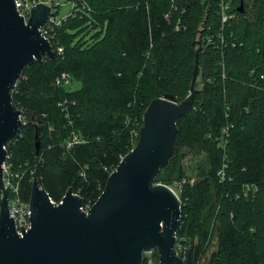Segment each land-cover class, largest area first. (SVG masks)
I'll list each match as a JSON object with an SVG mask.
<instances>
[{"label": "trees", "instance_id": "16d2710c", "mask_svg": "<svg viewBox=\"0 0 264 264\" xmlns=\"http://www.w3.org/2000/svg\"><path fill=\"white\" fill-rule=\"evenodd\" d=\"M69 1L72 14L51 31L54 59L28 63L12 91L25 122L6 154L22 197L35 172L53 202L71 187L94 203L135 146L149 103L189 94L201 46L191 108L150 187L182 183L175 247H189L191 263L264 264V0H228L234 16L224 24L219 0ZM62 74L79 87L57 83Z\"/></svg>", "mask_w": 264, "mask_h": 264}, {"label": "water", "instance_id": "95a60500", "mask_svg": "<svg viewBox=\"0 0 264 264\" xmlns=\"http://www.w3.org/2000/svg\"><path fill=\"white\" fill-rule=\"evenodd\" d=\"M237 11L243 12L242 2ZM30 13L25 24L14 0H0V264H142L143 254L153 249L158 252V264H191L189 247L185 261L174 250L179 197L168 185L150 187V183L171 153L177 118L191 108L201 46L195 51L189 94L180 103L169 96L149 103L135 146L109 175L87 213L80 210L81 198L71 187L61 203H52L33 172L31 227L25 232L21 225V236L15 231L1 167L7 143L19 136L23 125L22 112L11 102L12 91L28 63L54 56L38 31L49 7L35 4ZM261 59L264 67V36ZM38 145L36 131L37 149ZM193 264H198L196 258Z\"/></svg>", "mask_w": 264, "mask_h": 264}, {"label": "built area", "instance_id": "2783aa9c", "mask_svg": "<svg viewBox=\"0 0 264 264\" xmlns=\"http://www.w3.org/2000/svg\"><path fill=\"white\" fill-rule=\"evenodd\" d=\"M73 7L75 6V3L71 1ZM44 4L49 7V14L47 16V19L39 26L38 31L40 30V34L44 39H46L49 44L51 40V31L53 30L55 25H59L62 20H64L66 17L72 14V9L70 13L60 20H56L55 13L57 12L58 4H55L53 0H14V4L16 7V11L19 16H22L24 23L26 24L30 17V8L32 6H35V4ZM218 14L221 20V23L224 24L228 22L231 18H233V14L230 12V3L228 0H219V10ZM214 35L208 37V41L213 42ZM221 42L224 41V37L221 34ZM61 48H58V51H60ZM70 76L68 74H62L59 79H57V83L61 84H69L70 83ZM20 119L22 123L25 122V119L22 114H20ZM228 126H225L221 129V136L224 137L227 135L228 132ZM79 141L76 135H73V137L67 141L66 145L67 147L71 146L73 143ZM132 150V149H131ZM130 150V151H131ZM8 156L6 154V161L2 164V182L3 187L7 193V203L9 207V212L11 217L13 218L15 231L19 236L22 235L20 226L24 228V231L26 232L27 229L31 227L30 220L28 217H30V203L29 199H24L20 193V179H21V173L18 171H13L10 167V164L7 162ZM123 157L121 158V160ZM120 160V161H121ZM226 167V164H222V167L219 169L218 174L219 178L222 180L224 179V168ZM51 200V199H50ZM52 203L55 205H58L61 203V200L58 203H55L51 200ZM93 204V203H92ZM92 204H83L80 206V210L84 213H87ZM174 250L176 255H178L182 261H185L187 259V250L184 247H181L178 245L175 247ZM151 252V251H149ZM147 252V253H149ZM145 254V253H144ZM143 254V255H144ZM194 262V261H193ZM198 264L199 261H198Z\"/></svg>", "mask_w": 264, "mask_h": 264}, {"label": "rangeland", "instance_id": "374dc122", "mask_svg": "<svg viewBox=\"0 0 264 264\" xmlns=\"http://www.w3.org/2000/svg\"><path fill=\"white\" fill-rule=\"evenodd\" d=\"M50 1V0H49ZM55 2V4H58V7H57V12L55 13V18L56 20H60L62 18H65L71 11L72 9V2L69 1V0H53ZM88 37V34L85 35V38ZM71 86L70 88H78L79 87V83L77 81H72L71 83ZM190 159H192L191 157L187 156L185 159H184V165L188 168H191L192 166L195 165V159H193L192 161H190ZM191 165V166H190ZM188 174L190 175L191 172L188 170ZM192 180H194V178H190V181L192 182ZM181 185L182 183L180 182H173L171 185H168L178 196V194H180V191H181ZM179 197V196H178ZM215 242H216V231H214V234H213V239H212V244L211 246L209 247L210 249H212L215 245ZM155 250L156 249H153L151 252L149 253H145L143 255V262L146 263V264H158V259L155 255ZM208 257V254L205 255L203 258H202V263L206 262V259Z\"/></svg>", "mask_w": 264, "mask_h": 264}, {"label": "flooded vegetation", "instance_id": "af4514ba", "mask_svg": "<svg viewBox=\"0 0 264 264\" xmlns=\"http://www.w3.org/2000/svg\"><path fill=\"white\" fill-rule=\"evenodd\" d=\"M194 263V262H193ZM193 263H191V264H193Z\"/></svg>", "mask_w": 264, "mask_h": 264}]
</instances>
